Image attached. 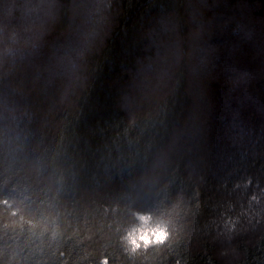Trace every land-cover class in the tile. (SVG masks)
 <instances>
[{"label": "clouds", "instance_id": "1", "mask_svg": "<svg viewBox=\"0 0 264 264\" xmlns=\"http://www.w3.org/2000/svg\"><path fill=\"white\" fill-rule=\"evenodd\" d=\"M110 7L111 0H0V264H78L92 242L77 199L89 169L69 145L37 127L45 109L64 112L81 100L109 32ZM208 8L195 5L186 27L168 17L149 22L121 108L131 126L150 130L96 165L119 180L126 211L109 226V242L89 253L92 264H109L110 244L129 258L148 259L150 249L159 253L179 237V199L164 197L190 151L196 117L181 122L175 105L168 108L169 93L179 96L187 79L195 95L220 62ZM233 192L220 222L228 239L264 222V187L251 172L235 179Z\"/></svg>", "mask_w": 264, "mask_h": 264}, {"label": "trees", "instance_id": "2", "mask_svg": "<svg viewBox=\"0 0 264 264\" xmlns=\"http://www.w3.org/2000/svg\"><path fill=\"white\" fill-rule=\"evenodd\" d=\"M211 2L206 1L211 26L214 12L212 15H221L223 22L231 18L239 26L246 24L247 34L254 36L245 40L241 32L222 33L223 27H216L213 35L220 44L217 69L210 70L195 95L187 79L182 81L179 96L169 93L172 102L168 108L175 105L181 122L190 114L196 117L190 151L178 162L164 197L166 203L179 199L183 217L179 237L159 253L150 249L148 259L129 258L110 244L109 264H264V222L231 239L220 227L221 213L236 197V178L251 172L254 183L258 181L259 187H264V0ZM197 4L201 0H111L109 32L92 59L81 100L64 112L45 109L37 130L69 145L80 164L89 169L77 199L79 212L87 221V234L93 239L85 242L78 264H92L89 253L109 242V226L126 211L119 196V180L96 165L101 156L135 146L150 130L147 124L131 126L129 115L121 108L129 73L147 44L144 34L149 22L168 17L186 27ZM223 40L231 46L219 43ZM235 46L238 49L231 53L229 48ZM209 82L219 87H210Z\"/></svg>", "mask_w": 264, "mask_h": 264}, {"label": "rangeland", "instance_id": "3", "mask_svg": "<svg viewBox=\"0 0 264 264\" xmlns=\"http://www.w3.org/2000/svg\"><path fill=\"white\" fill-rule=\"evenodd\" d=\"M206 1L207 0H201V4L202 5H207ZM214 1L217 3V1H219V0H212L211 3L212 4H215ZM212 14H214V12ZM212 14L210 15V17L212 18V20H214V25L211 26V24L208 23L209 24V27L212 28L211 29L212 31H210L212 34H216L215 32L218 31V29H216V27H218V28L220 27L219 29H221V27H223L222 28L223 29L222 30V33L223 32H227V30H230V31L231 30L232 31L235 30L236 33L241 32L243 34L242 37L245 40H251V38L254 36V35L251 36V34H247L246 29H245L246 28L245 27L246 24H245V26L244 25H240L239 26V25H237V22L234 21V19H231V18L228 19L229 20L228 23L227 22H223L221 15H220V18H218V16H216V15L213 16ZM225 19H226V16H225ZM214 27H215V29H214ZM220 33H221V31H220ZM218 36H220V34ZM215 40H219V38L217 37V38H215ZM217 43H218V41H217ZM219 43H221L223 45H226L227 47H230L231 46V44H230V42H228V40L227 41L226 40H223V41H221ZM237 49H238L237 46H235L233 49L229 48V50L232 51L231 53H233ZM231 53H230V57L232 56ZM217 64H219V63H217ZM215 68L217 69V65L216 64H215V66H210L211 72H213L212 70L215 69ZM231 73H234V72L232 71ZM235 76L237 77L239 75L236 74Z\"/></svg>", "mask_w": 264, "mask_h": 264}]
</instances>
